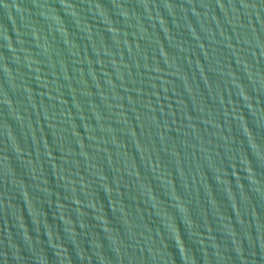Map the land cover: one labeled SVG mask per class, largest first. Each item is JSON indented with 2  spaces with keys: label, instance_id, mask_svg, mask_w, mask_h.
<instances>
[{
  "label": "water",
  "instance_id": "water-1",
  "mask_svg": "<svg viewBox=\"0 0 264 264\" xmlns=\"http://www.w3.org/2000/svg\"><path fill=\"white\" fill-rule=\"evenodd\" d=\"M0 264H264V0H0Z\"/></svg>",
  "mask_w": 264,
  "mask_h": 264
}]
</instances>
